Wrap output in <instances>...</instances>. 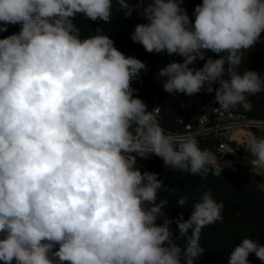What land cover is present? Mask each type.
I'll use <instances>...</instances> for the list:
<instances>
[{
    "label": "clouds",
    "instance_id": "clouds-1",
    "mask_svg": "<svg viewBox=\"0 0 264 264\" xmlns=\"http://www.w3.org/2000/svg\"><path fill=\"white\" fill-rule=\"evenodd\" d=\"M184 2L0 0V33L20 26L0 38V262L194 264L204 253L202 230L222 222L223 203L202 191L188 219H170L160 193L176 189L137 160L154 155L201 179L232 162L202 149L197 133L162 127L160 108L149 110L132 86L145 63L100 27L82 36L75 22L110 24L114 5L125 18L137 12L146 22L135 25L133 43L184 58L158 69L165 92H214L219 110L251 111L264 74L240 66L264 43V0H202L191 17ZM209 51L219 58L205 59ZM249 126L264 131V121ZM244 149L253 169L264 168V135L250 134ZM250 254L264 264V245L246 237L228 264H249Z\"/></svg>",
    "mask_w": 264,
    "mask_h": 264
},
{
    "label": "trees",
    "instance_id": "trees-1",
    "mask_svg": "<svg viewBox=\"0 0 264 264\" xmlns=\"http://www.w3.org/2000/svg\"><path fill=\"white\" fill-rule=\"evenodd\" d=\"M135 3V0H129ZM202 0H185L183 7L188 11L189 16ZM76 24L81 29L82 36L95 34V29L100 27L104 33L114 40L116 48L126 56H134L146 65L147 71L133 81V88L137 90V95L152 109L156 100L161 104L162 112L160 123L171 132L181 130L182 124L179 118L185 113V106L188 100L195 97H206L213 93H198L191 97L183 94L172 95L163 90L162 79L157 76L158 69L171 62H183V57L179 55L169 56L166 53H147L139 44L133 43L131 33L138 23L146 22L137 12H133L130 18H125L121 12L113 8L112 22L92 23L83 17L76 18ZM19 25L9 26L8 31L0 33V38L18 32ZM264 33H262V38ZM261 46V45H259ZM219 58L212 52L206 53V58ZM205 61L197 60L193 67L203 66ZM245 68L264 74V53L259 58H254L250 50L243 53V63L240 70ZM252 103V110L245 111L242 108L232 110L241 114L249 120H264V93L249 97ZM200 147L207 148L212 152L216 151L219 141L212 136L199 139ZM233 145L243 151L240 145L233 142ZM141 171H154L159 173L161 179L169 188H175L176 192H161L160 198L167 197L169 205L165 211L170 219H175L183 213L184 219H188L192 210V204L199 200L202 191L210 190L217 202H222L223 220L205 227L202 230L200 244L204 248V253L195 260L194 264H228V256L233 247L241 243L243 238L257 240L264 245V190L257 181L246 171L235 167H224L221 176L209 175L206 179L199 176H192L184 172L165 168L160 158L150 156L148 159L137 160ZM187 196L188 202L182 208L176 202L179 197ZM162 223V220L158 221ZM174 236H178L177 226L171 225ZM183 244V241H178ZM249 264H262L255 254L248 257ZM3 264V262H0Z\"/></svg>",
    "mask_w": 264,
    "mask_h": 264
},
{
    "label": "built area",
    "instance_id": "built-area-1",
    "mask_svg": "<svg viewBox=\"0 0 264 264\" xmlns=\"http://www.w3.org/2000/svg\"><path fill=\"white\" fill-rule=\"evenodd\" d=\"M214 95L206 97H195L186 103L185 113L179 118L182 124L181 130L174 133L194 132L198 134V139L212 136L219 141V146L216 153L218 160L232 162V167L246 171L256 181L261 177L263 168L253 169L250 160V155L245 151L247 140L241 146L243 151H240L233 145V133L241 130L250 134L264 135V131L249 126L250 121L264 120H249L234 112H223L218 109L219 105L214 101ZM160 108L158 119L160 120L162 108L158 100L155 101L152 108ZM164 127V126H162ZM165 128V127H164ZM166 129V128H165ZM169 131L168 129H166ZM234 148L235 153H228Z\"/></svg>",
    "mask_w": 264,
    "mask_h": 264
},
{
    "label": "crops",
    "instance_id": "crops-1",
    "mask_svg": "<svg viewBox=\"0 0 264 264\" xmlns=\"http://www.w3.org/2000/svg\"><path fill=\"white\" fill-rule=\"evenodd\" d=\"M250 133L238 130L233 133V141L242 146L244 140H248ZM261 177L257 180L258 185L264 190V168L261 170Z\"/></svg>",
    "mask_w": 264,
    "mask_h": 264
},
{
    "label": "rangeland",
    "instance_id": "rangeland-1",
    "mask_svg": "<svg viewBox=\"0 0 264 264\" xmlns=\"http://www.w3.org/2000/svg\"><path fill=\"white\" fill-rule=\"evenodd\" d=\"M264 39V37L262 38ZM261 45V46H259ZM264 53V43H261V44H257L254 49H251L250 50V54L252 55V57L254 58H259L260 56H262ZM190 101V100H188Z\"/></svg>",
    "mask_w": 264,
    "mask_h": 264
}]
</instances>
